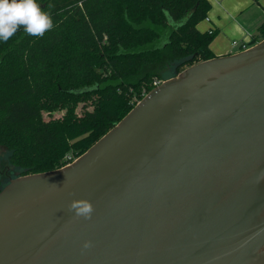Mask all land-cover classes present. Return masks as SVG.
Masks as SVG:
<instances>
[{
  "label": "water",
  "instance_id": "water-1",
  "mask_svg": "<svg viewBox=\"0 0 264 264\" xmlns=\"http://www.w3.org/2000/svg\"><path fill=\"white\" fill-rule=\"evenodd\" d=\"M0 264H264V39L162 82L71 164L11 179Z\"/></svg>",
  "mask_w": 264,
  "mask_h": 264
},
{
  "label": "trees",
  "instance_id": "trees-1",
  "mask_svg": "<svg viewBox=\"0 0 264 264\" xmlns=\"http://www.w3.org/2000/svg\"><path fill=\"white\" fill-rule=\"evenodd\" d=\"M37 2L52 30L38 38L21 27L0 41V147L19 176L72 163L168 70L214 58L215 34L197 28L209 0ZM263 39L264 23L249 46Z\"/></svg>",
  "mask_w": 264,
  "mask_h": 264
},
{
  "label": "crops",
  "instance_id": "crops-1",
  "mask_svg": "<svg viewBox=\"0 0 264 264\" xmlns=\"http://www.w3.org/2000/svg\"><path fill=\"white\" fill-rule=\"evenodd\" d=\"M207 19L197 26L201 33L215 34L210 49L214 57L236 54L241 45L251 47L264 23V0H209ZM237 41L240 46L233 47Z\"/></svg>",
  "mask_w": 264,
  "mask_h": 264
},
{
  "label": "clouds",
  "instance_id": "clouds-1",
  "mask_svg": "<svg viewBox=\"0 0 264 264\" xmlns=\"http://www.w3.org/2000/svg\"><path fill=\"white\" fill-rule=\"evenodd\" d=\"M21 27L26 34L42 38L52 30L54 23L37 0H0V41L7 42ZM69 210H74L76 216L90 218L93 207L86 200H73ZM90 246V242H85L84 248Z\"/></svg>",
  "mask_w": 264,
  "mask_h": 264
},
{
  "label": "rangeland",
  "instance_id": "rangeland-1",
  "mask_svg": "<svg viewBox=\"0 0 264 264\" xmlns=\"http://www.w3.org/2000/svg\"><path fill=\"white\" fill-rule=\"evenodd\" d=\"M174 77V70H168L164 75H163V81H160L159 84L162 82L173 78ZM77 159V158H76ZM20 171L16 168H13L9 164V152L7 149L0 147V183L1 186L4 187L9 183L11 179H14L16 177H19Z\"/></svg>",
  "mask_w": 264,
  "mask_h": 264
},
{
  "label": "built area",
  "instance_id": "built-area-1",
  "mask_svg": "<svg viewBox=\"0 0 264 264\" xmlns=\"http://www.w3.org/2000/svg\"><path fill=\"white\" fill-rule=\"evenodd\" d=\"M207 19V18H206ZM213 32H209V34H212ZM232 45H233V47H238V46H240L239 45V43L237 42V41H234L233 43H232ZM241 47V49H242V51H244V50H246V49H248V47H247V45H241L240 46ZM159 84H157L156 86H158ZM71 164V163H70ZM69 165V164H68Z\"/></svg>",
  "mask_w": 264,
  "mask_h": 264
}]
</instances>
